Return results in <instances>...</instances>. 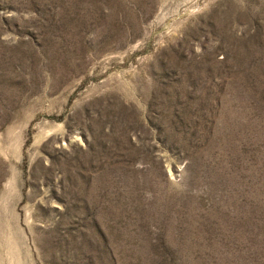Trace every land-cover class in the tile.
<instances>
[{"label": "rangeland", "instance_id": "1", "mask_svg": "<svg viewBox=\"0 0 264 264\" xmlns=\"http://www.w3.org/2000/svg\"><path fill=\"white\" fill-rule=\"evenodd\" d=\"M0 264H264V0H0Z\"/></svg>", "mask_w": 264, "mask_h": 264}]
</instances>
